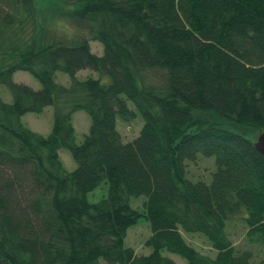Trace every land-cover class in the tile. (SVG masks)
<instances>
[{
    "label": "trees",
    "instance_id": "obj_1",
    "mask_svg": "<svg viewBox=\"0 0 264 264\" xmlns=\"http://www.w3.org/2000/svg\"><path fill=\"white\" fill-rule=\"evenodd\" d=\"M56 1L74 8L62 18L76 35L47 39L36 0H0V85L12 98L0 97V264H176L165 252L187 264H252L247 245L264 264V156L228 128L264 133V0ZM82 70L99 78L75 79ZM16 72L40 89L12 82ZM47 107L48 135L21 122ZM77 112L90 118L80 144ZM136 117L139 133L124 141L118 123ZM197 155L215 156L216 187L187 177ZM101 184L105 196L88 203ZM141 219L147 254L123 243ZM237 222L245 248L229 238ZM181 232L203 235L215 256Z\"/></svg>",
    "mask_w": 264,
    "mask_h": 264
},
{
    "label": "rangeland",
    "instance_id": "obj_2",
    "mask_svg": "<svg viewBox=\"0 0 264 264\" xmlns=\"http://www.w3.org/2000/svg\"><path fill=\"white\" fill-rule=\"evenodd\" d=\"M36 14H37V21L39 22L40 28H43L45 30V27L49 29V33L46 34V38L51 37L50 33H54L57 35H76L79 31L72 30V32L67 27L65 21L62 18L63 14L70 13L74 10L73 7H67L64 5L59 4L56 0H36ZM86 36V35H85ZM89 47L91 49V53H94L96 55H101L102 53V46L98 42H90ZM75 79L78 80H84L86 77H92L94 79H98L99 75L97 73H94L90 70H82L78 72ZM156 77V76H154ZM154 79V78H153ZM156 79V80H155ZM154 80L158 81L159 78L156 77ZM12 82L15 83H21L25 84L26 86L31 87L33 90H39L40 89V83L29 73L25 72H16L12 76ZM55 83L60 84L62 86H68L70 83L69 76L62 74V73H56L54 79ZM0 97L3 101L6 103H10L12 101L11 95L9 91L0 85ZM196 118H200L202 121L205 120H211L210 116H195ZM21 122L32 132L40 134V135H48L53 122V108L47 107L44 110H42L39 114H26L21 118ZM73 125L75 129V143L80 144L82 141V137L87 134L90 125V118L88 115L84 112H77L75 115H73ZM142 126V123L140 119L137 117L129 122V123H118V130L120 135L122 136V139L124 141H130L134 139ZM230 130L237 131L241 133L242 135L247 136L252 141L256 142L258 139V133L257 132H251L250 130L246 128H238L233 126H228ZM59 157L63 163L64 168L67 171H72L75 169L76 165L74 161L72 160L70 153L67 152V150H61L59 151ZM215 156H208L203 157L200 155H197V159L194 163L191 164V166L187 165L188 171H187V177L192 179V181H202L206 183L207 185L212 184V186H215L217 184L216 180L213 181V176L216 172V163H215ZM224 162L228 163V159H224ZM225 163V164H226ZM188 164V163H186ZM216 187V186H215ZM214 187V188H215ZM107 191V186L105 184H101L99 187H97L94 191H91L89 194H87V201L88 203H96L101 200ZM144 198L137 199L133 201L132 205L135 209H141L142 200ZM229 238L232 241L233 245H236L237 248H245V240L243 237L244 229L242 228V225L237 222L236 226L234 228L228 229ZM183 239L191 245L194 249H196L199 253L202 255L209 256L213 258L215 256V252L211 249V246L207 239L204 238L203 235L200 234H185L181 232ZM150 236V230L149 225L144 219L139 220L137 225H135L133 228H131L128 233L125 241L123 242L125 246L133 248L137 254H147L149 251L144 246V241ZM252 253L253 260L252 264L258 263V261L261 259V251L259 247L256 246H249L247 245ZM148 251V252H147ZM165 256H167L169 259L173 260L176 264H187L184 260H182L180 257L170 254V253H164ZM99 264H103L102 262H99Z\"/></svg>",
    "mask_w": 264,
    "mask_h": 264
},
{
    "label": "water",
    "instance_id": "obj_3",
    "mask_svg": "<svg viewBox=\"0 0 264 264\" xmlns=\"http://www.w3.org/2000/svg\"><path fill=\"white\" fill-rule=\"evenodd\" d=\"M253 147L257 151V153L264 156V133H261L258 136L256 142L253 143Z\"/></svg>",
    "mask_w": 264,
    "mask_h": 264
}]
</instances>
